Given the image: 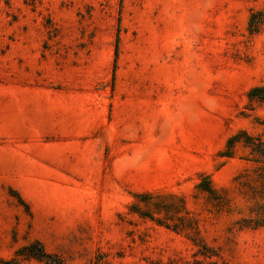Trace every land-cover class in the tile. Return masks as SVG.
I'll list each match as a JSON object with an SVG mask.
<instances>
[{
    "label": "rangeland",
    "instance_id": "374dc122",
    "mask_svg": "<svg viewBox=\"0 0 264 264\" xmlns=\"http://www.w3.org/2000/svg\"><path fill=\"white\" fill-rule=\"evenodd\" d=\"M251 10L0 0V264H264V167L220 156L264 136Z\"/></svg>",
    "mask_w": 264,
    "mask_h": 264
},
{
    "label": "trees",
    "instance_id": "16d2710c",
    "mask_svg": "<svg viewBox=\"0 0 264 264\" xmlns=\"http://www.w3.org/2000/svg\"><path fill=\"white\" fill-rule=\"evenodd\" d=\"M264 26V10H251L248 20V30L250 33H257L261 27ZM117 49H115V53ZM249 102H264V84L261 86H253L249 88L246 94ZM237 146L246 150L248 155L251 156L249 161L260 164V167H264V136L261 134H251L247 130H241L238 133L230 136L225 143L224 150L220 153V156L231 158L236 152ZM264 171V169H263ZM208 194L213 195L214 191L209 185L208 178L206 177L200 187ZM143 215V213H140ZM143 216H148L147 214ZM151 218V217H149ZM19 254L25 258H32L35 260H42L47 257V254L40 243L35 242L33 244L23 247ZM96 264V263H95ZM98 264V263H97Z\"/></svg>",
    "mask_w": 264,
    "mask_h": 264
}]
</instances>
